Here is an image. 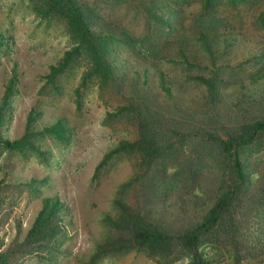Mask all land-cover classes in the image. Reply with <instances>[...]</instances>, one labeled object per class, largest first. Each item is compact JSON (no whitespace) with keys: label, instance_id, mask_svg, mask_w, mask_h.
<instances>
[{"label":"trees","instance_id":"1","mask_svg":"<svg viewBox=\"0 0 264 264\" xmlns=\"http://www.w3.org/2000/svg\"><path fill=\"white\" fill-rule=\"evenodd\" d=\"M29 1L37 15L62 21L75 43L65 58L51 67V85L55 86L59 77L81 58L88 61L91 77L101 82L116 80L114 42L133 45L127 32L115 34L117 30L102 23L84 0ZM157 1H163L161 9L171 11L167 22L163 16L161 23L177 32L173 44L178 50L177 63L184 67V81L161 67L154 48L149 55L141 56L131 75L132 88L125 94L128 101L115 112L132 123L134 138L119 140L103 163L119 155L134 157L137 176L122 185L129 189L136 183L152 181L169 156L188 153L195 144H204L215 154L214 167L194 168L193 161H202L194 156L185 165L193 179L199 177V190L209 200L194 207L156 200L116 199L117 212L105 217L109 231L96 242L88 264H98L110 255L130 250L144 252L158 264L173 262L183 254L189 259L188 264H219L206 253L208 247L227 251L236 264H243L254 254L255 247L250 248L249 239L252 213L263 206L264 199L263 190L256 188V179L246 164L247 155L264 144V92L256 86L264 79V51L249 42L245 61L234 64L224 51L240 42L238 33L219 30L213 19L223 6L239 8L252 0H194L204 25L200 30L187 29L182 18L189 0L153 3ZM100 22L107 27L97 29L95 24ZM232 35L234 39L230 40ZM2 39L0 36V46ZM193 44L200 46L206 56H193ZM251 63L259 65L256 71H248ZM239 70L244 75H239ZM18 79L15 68L0 95V205L9 202L4 197L7 184L17 181L4 162L13 154L38 151L37 140L41 136L61 135L64 130L61 122L37 128L39 116L33 112L20 138L12 140L7 135ZM66 215V206L59 197L45 199L24 237L20 222L11 239H7V233L0 235V264H17L22 257L52 252L67 226ZM4 218L8 223L11 220L7 211L0 215V233L4 230Z\"/></svg>","mask_w":264,"mask_h":264},{"label":"rangeland","instance_id":"2","mask_svg":"<svg viewBox=\"0 0 264 264\" xmlns=\"http://www.w3.org/2000/svg\"><path fill=\"white\" fill-rule=\"evenodd\" d=\"M84 1L102 23L117 30L115 34L120 36L121 31H125L134 40L133 45L114 42L112 57L118 67L115 81L101 82L97 77H91L88 61L81 58L59 77L55 86L51 85V67L58 65L65 53L75 46L66 25L55 18L37 15L29 0H0V36L3 38L0 95L13 69H17L19 76L7 135L12 140L20 138L33 112L39 116L37 128L59 122L64 125L61 135L41 136L37 140L38 151L13 154L4 162L17 181L13 182L14 186L9 183L4 189V197L9 202L0 205V215L7 211L11 220L8 223V217L4 218V230L0 235L7 233V239H11L20 222L24 237L44 200L49 197H59L67 213V226L56 240L55 249L22 257L17 264H88L96 242L109 231L105 217L117 212L116 199L128 202L156 200L194 207L209 200L208 195L199 190V177L193 179L185 165L194 156L202 160L193 161L194 168L214 167L215 154L204 144H195L188 153L169 156L161 163L152 181L136 183L129 189H123L122 185L137 176L135 158L119 155L103 163L105 155L119 140L134 138L132 123L115 112L128 101L125 94L132 88L131 75L141 56L149 55L154 48L157 54L154 56L162 61L161 67L166 72L184 81L185 71L177 63L178 50L173 44L177 32L161 23V17L164 16L167 22L171 14L160 8L163 1ZM184 8L186 12L182 18L186 28L200 30L204 25L195 1H187ZM218 11L213 19L214 27L222 31L234 30L239 36L240 42L224 51L234 64L245 61L249 42L258 44L259 50L264 51V0H252L239 8L223 6ZM101 22L95 24L97 29L105 26ZM233 35L230 40L234 39ZM190 51L193 56H206L198 45H191ZM252 64L249 68L246 65L248 71L258 69L259 65ZM237 73L244 75L240 70ZM256 86L264 92V79ZM246 164L248 172L256 179V188L263 190L264 197V144L247 155ZM249 239L250 248L255 247L254 254L243 264H264V199L263 206L252 213ZM205 251L219 264H236L227 251L209 247ZM188 263L189 259L183 254L175 261L163 264ZM98 264L158 263L144 252L130 250L110 255Z\"/></svg>","mask_w":264,"mask_h":264}]
</instances>
